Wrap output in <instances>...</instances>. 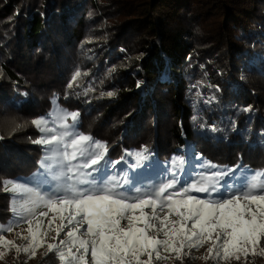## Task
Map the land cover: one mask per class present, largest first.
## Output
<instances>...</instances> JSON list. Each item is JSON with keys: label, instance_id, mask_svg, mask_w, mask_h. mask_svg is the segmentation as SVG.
I'll list each match as a JSON object with an SVG mask.
<instances>
[{"label": "trees", "instance_id": "1", "mask_svg": "<svg viewBox=\"0 0 264 264\" xmlns=\"http://www.w3.org/2000/svg\"><path fill=\"white\" fill-rule=\"evenodd\" d=\"M53 104L106 143L102 175L142 190L171 178L173 156L186 159L177 187L215 171L207 161L262 170L264 0H0V225L26 219L4 181L41 176L31 121ZM142 146L149 159L130 167Z\"/></svg>", "mask_w": 264, "mask_h": 264}, {"label": "snow or ice", "instance_id": "2", "mask_svg": "<svg viewBox=\"0 0 264 264\" xmlns=\"http://www.w3.org/2000/svg\"><path fill=\"white\" fill-rule=\"evenodd\" d=\"M79 75L77 71L73 81ZM78 116L77 112L57 108L47 117L31 121L41 133L33 143L46 148L40 166L57 182L59 193L46 196L23 184L4 181L5 185L12 186L11 191L28 197L18 215L31 213L43 204L60 214L53 239L60 237L61 232L64 238L46 243L39 230L42 222L37 220L34 229L29 219L26 221L28 235L22 236L29 242L28 246H17L3 235H0V245L34 256L35 250L46 243L47 251L55 250L61 264H153L154 258H164L161 248L179 257L184 248H199L206 243L211 245L207 249L209 257L217 259L239 260L241 254L247 258L250 251L256 254L257 248L264 255V247H260L264 244V169L238 178L239 166L230 168L207 161L202 167L215 171L201 172L199 179L177 187V173L183 169L186 159L173 156L171 178L142 190L132 185L128 172L101 174L107 145L75 131ZM69 118L71 124L67 122ZM132 155L137 163L130 167L136 168L149 159L150 153L147 146H142ZM225 187L227 192L223 190ZM192 193L205 194L206 198ZM16 211L14 208L13 212ZM47 215L40 213L41 217ZM172 216L176 219H171ZM55 219L48 220L49 226ZM81 222L86 224L83 231ZM3 231H12L11 224L0 225V233ZM160 234L163 239L159 238Z\"/></svg>", "mask_w": 264, "mask_h": 264}, {"label": "rangeland", "instance_id": "3", "mask_svg": "<svg viewBox=\"0 0 264 264\" xmlns=\"http://www.w3.org/2000/svg\"><path fill=\"white\" fill-rule=\"evenodd\" d=\"M57 105L53 104L52 109L50 112H56L57 110ZM60 109V108H59ZM62 110V109H61ZM49 112V113H50ZM46 115L45 117H47ZM50 119V117H48ZM52 126V125H50ZM19 184H23L28 188H32L35 191L41 193L42 195H53L58 193L57 191V182L52 180L50 176L45 174V170L43 169L41 176L36 177L32 176L31 178H28L25 181L21 182H16ZM11 185L6 186V191L10 192L15 196L14 198V207H17L18 212H21V205L24 203L26 199H28L27 195L24 193H16L11 191ZM193 195L200 196L201 198H206L205 194L202 193H192ZM151 214V210H146ZM166 211V210H165ZM41 212H46L48 215L41 217L40 213ZM161 216L164 214L163 212L159 213ZM59 213L50 210L49 208L45 207L43 204H40L39 206L35 207L32 209L31 213H28L26 216L25 220L19 221L17 219L13 223L12 226V231H3L0 233V235H3L5 239L7 240H12L15 242V245L21 246V247H26L28 246L29 242L26 241L25 239L22 238V236H27V228L29 227L28 223L26 222L27 220L32 221V226L35 229L36 228V222L37 220L41 221L40 225V232L42 233V239L46 243H56L58 242L59 239L64 238V232H61L60 237H57L55 240L53 239L56 237V227L60 223L59 220ZM64 215L67 216V210H65ZM53 217H56V219L53 221V224L49 226L48 220L53 219ZM171 219H176L175 216H172ZM66 223V221H65ZM126 221L123 222V224L126 226ZM86 229V224H83L81 222V230L83 231ZM65 232L67 231V228L64 230ZM153 235H156V233H153ZM160 239H163V235H159ZM46 243L45 246L38 247L35 250V255L32 256L30 253H25L23 251L17 252L14 247H6L4 245H0V264H7L9 263L10 259L12 258H18V262L22 264H34L36 261L41 259L44 255L49 253L46 248ZM211 245L206 243L204 244L203 247L199 248H184L182 250V253L180 254L179 257H177V254L172 253V252H165L163 248L160 249L161 256L164 257L160 260H156L155 258L153 259V264H172L174 263L177 259L183 258V259H193L196 264H264V255H261L259 252V248L256 250V254H253L251 251L249 252V255L247 258H245L242 254L240 255V259L237 260L234 257L230 258L228 260H223V259H217L215 256L209 257L208 254V247ZM260 247H264V244H262ZM51 253H55V255L58 257L57 252L54 250ZM59 258V257H58ZM146 259V257H145ZM60 260V259H59ZM61 263V261H60Z\"/></svg>", "mask_w": 264, "mask_h": 264}]
</instances>
